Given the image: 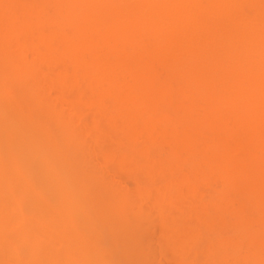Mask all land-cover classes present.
Here are the masks:
<instances>
[{"label": "bare ground", "instance_id": "6f19581e", "mask_svg": "<svg viewBox=\"0 0 264 264\" xmlns=\"http://www.w3.org/2000/svg\"><path fill=\"white\" fill-rule=\"evenodd\" d=\"M0 264H264V0H0Z\"/></svg>", "mask_w": 264, "mask_h": 264}]
</instances>
